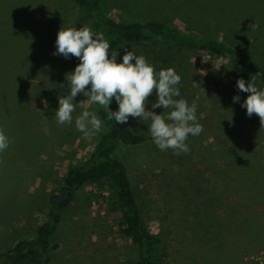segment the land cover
Masks as SVG:
<instances>
[{"label": "rangeland", "instance_id": "1", "mask_svg": "<svg viewBox=\"0 0 264 264\" xmlns=\"http://www.w3.org/2000/svg\"><path fill=\"white\" fill-rule=\"evenodd\" d=\"M202 1L206 7L219 2ZM254 1L252 10L258 6V1L261 2L258 12L264 9V0ZM179 2L100 0V9L119 22L165 21L175 26L202 29L188 19L191 14L206 18L209 11L199 12L194 7L184 9ZM225 3L226 12L234 13L240 8L238 14L243 18L240 0H225ZM75 17L73 0H0V129L10 140L8 148L0 152V253L19 240L35 236L45 219L50 194L68 168L81 162L92 149L103 131L102 126L98 133L85 138L76 129L75 119L82 111L95 112L86 97L74 98L77 106L71 124L56 122L57 102L47 108L41 104L44 90L70 86L65 76L75 68L78 58L64 59L52 53L57 32L73 27ZM259 17L264 20V14ZM259 31L264 35V27ZM211 32L223 38L218 30ZM257 40H264V36ZM121 49L143 55L160 70L169 68V64L181 77L178 85L181 96L175 99L195 103L197 121L203 126L198 136H188L187 152L161 151L154 143L137 148L122 146L118 152L148 229L163 238L159 264H264V248L255 254L247 252L262 240L246 244L243 239L231 238L228 234L223 239H215L211 233V239H198L200 229L196 239H190L191 229H186V235L180 232L192 221V211L185 207L188 200L196 207L200 199L206 198L203 201L207 203L215 194L218 202L212 207H218L217 216L222 214L225 199L237 204L248 195L257 203L262 201L251 208L256 211L253 216L259 214L258 222L263 227L257 239H264V122L256 114L246 116V109L241 107L248 93L238 92L235 84L242 75L230 67L228 60L204 51L188 52L182 62L177 56L169 63L162 62L163 54L159 53L174 50L158 39L122 45L118 49V62L123 55ZM260 63L264 67V51L260 54ZM228 75L235 79L234 84ZM254 78L258 88L264 87L263 80ZM248 80L246 78V82ZM234 95L240 96L239 102L233 103ZM147 99L155 102V94ZM171 110L157 108L154 111L166 115ZM146 111H153L150 104H146ZM150 123V115L142 122L131 117L128 121V125L139 132L147 131ZM232 148L236 153H246L232 157L240 156L241 161L245 160L254 170H245L243 163L241 169H231L234 159L225 152ZM244 176L259 180L258 186L247 184L248 178ZM110 196L108 190L92 184L77 191L49 241L48 254L53 264L133 263L130 240L119 231L120 216L111 211ZM212 221L213 229L218 224L214 218ZM226 227L221 225V229ZM43 259V255L29 257L21 264H37ZM0 264L10 263L2 257Z\"/></svg>", "mask_w": 264, "mask_h": 264}, {"label": "trees", "instance_id": "2", "mask_svg": "<svg viewBox=\"0 0 264 264\" xmlns=\"http://www.w3.org/2000/svg\"><path fill=\"white\" fill-rule=\"evenodd\" d=\"M179 1L184 9L194 7L199 12L209 11L210 15L206 18L191 14L188 19L202 29L194 26L191 28L175 26L165 21L119 22L101 11L100 0H73L76 8L73 27L88 26L95 32L103 33L110 43V51L118 50L122 45L132 41L143 40L147 43L158 39L174 50L173 53L160 52L159 54H163L162 62L169 63L170 59L176 56L180 57L179 60L182 62L186 59L183 57L184 54L204 51L228 60L230 67L240 76L242 75L245 81L246 78L250 80L253 76L264 81V67L260 63V54L264 51V40H257V37L264 36L263 32H257L264 27V20L259 17L264 14V9L260 12L257 10L260 1L252 10L253 4L256 3L254 0H240L241 10L244 11L242 19L238 14L240 8L234 13L225 11V0H219L217 5L209 3L208 7L202 0ZM236 5L240 7L239 3ZM248 24L253 27L248 28ZM211 30H218L223 34V38L213 35ZM167 67L171 66L168 64ZM155 69L160 70L159 67ZM227 78L234 84V78L230 75ZM69 87L48 88L42 92L41 98L47 99L48 105H53L57 102V97L67 94ZM153 93L155 94L154 91ZM79 96L82 95L78 94L76 97ZM93 106L102 121L103 131L92 149L83 156L81 162L68 168L56 190L50 194L45 219L36 229L35 236L27 240H19L10 249L0 253V258L4 257L8 263L21 264L29 257L43 255V261L37 264H53L48 254L49 240L61 221L62 213L72 203L80 188L92 184L109 191L111 211L117 212L120 216L119 231L130 240L134 252L132 264H159L163 254V238L151 233L148 229L135 198L127 168L118 156L122 146L137 148L153 143L150 133L148 130L136 131L128 123L117 125L107 119V113L102 107L95 104ZM116 107L115 103L110 105L113 110ZM225 153L231 157V160L234 159L232 157L234 154H239L233 148L226 149ZM245 154L241 151L239 155ZM241 163L245 170H254L253 166L245 164V160L241 161L238 155L229 165L231 169H241ZM244 178H248L247 184L258 186L259 180L250 176H244ZM216 197L213 194L207 203L203 201L206 198L200 199L196 207L188 200L185 207L192 211L190 216L192 221L180 232L184 233L186 229H191L193 235L190 239H196L199 229L202 232L199 233L201 235L197 237L198 239H211L210 233L215 239H223L222 237L227 234L231 238L237 237L236 239H257L262 235L263 227L258 222L259 214L253 216L252 213L256 211L251 208L259 205L261 200L257 203L252 197L246 195L245 201L231 204L228 203V199H225L222 214L215 216L218 207L214 209L212 206L218 202ZM208 204L211 207H208ZM241 210H244L243 214L238 215ZM213 218L218 225L212 229ZM187 219L186 216L185 220ZM222 224L227 227L221 229Z\"/></svg>", "mask_w": 264, "mask_h": 264}, {"label": "clouds", "instance_id": "3", "mask_svg": "<svg viewBox=\"0 0 264 264\" xmlns=\"http://www.w3.org/2000/svg\"><path fill=\"white\" fill-rule=\"evenodd\" d=\"M54 47V56L75 57L79 61L65 76L70 85L67 94L57 97L54 118L58 124L73 122L72 113L77 106L73 102L80 94L89 103L102 107L107 119L117 125H126L130 117L142 122L150 115L148 131L161 151L187 152L185 141L188 136H198L203 131L197 121L196 104H189L183 98L175 99L181 96L178 87L181 77L173 68L157 71L143 55L126 49H121L123 55L118 62V50L110 51V43L104 34L88 26L61 28ZM235 87L238 92L248 93L241 103L246 116L256 114L264 122V87L256 86L254 76L247 82L243 78L237 79ZM153 91L155 102L147 99ZM232 101L239 102L240 96L234 95ZM112 103L117 105L115 110L110 108ZM41 104L47 108V99H42ZM146 104H150L153 111H146ZM157 108L172 110L163 115L154 111ZM75 127L88 138L100 131L102 121L96 112L82 111L75 119ZM9 143L8 136L0 129V152L8 148Z\"/></svg>", "mask_w": 264, "mask_h": 264}, {"label": "crops", "instance_id": "4", "mask_svg": "<svg viewBox=\"0 0 264 264\" xmlns=\"http://www.w3.org/2000/svg\"><path fill=\"white\" fill-rule=\"evenodd\" d=\"M259 238V237H258ZM24 240H27V239H24ZM259 240H262V243H259V245L258 246H256L255 248H250L249 250H247V252H248V254H255V253H257V252H259V251H261L263 248H264V239H243V242H245L246 244L247 243H249V241H252V243L254 242V241H259ZM50 241V240H49ZM14 245V244H13ZM12 245V246H13ZM11 246V247H12Z\"/></svg>", "mask_w": 264, "mask_h": 264}, {"label": "built area", "instance_id": "5", "mask_svg": "<svg viewBox=\"0 0 264 264\" xmlns=\"http://www.w3.org/2000/svg\"><path fill=\"white\" fill-rule=\"evenodd\" d=\"M264 253V252H263Z\"/></svg>", "mask_w": 264, "mask_h": 264}]
</instances>
